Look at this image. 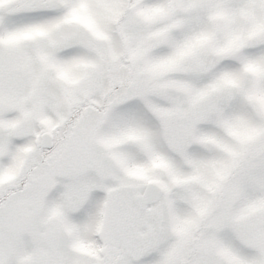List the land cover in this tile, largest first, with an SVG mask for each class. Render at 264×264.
I'll return each instance as SVG.
<instances>
[{"label": "snow or ice", "instance_id": "1", "mask_svg": "<svg viewBox=\"0 0 264 264\" xmlns=\"http://www.w3.org/2000/svg\"><path fill=\"white\" fill-rule=\"evenodd\" d=\"M0 264H264V0H0Z\"/></svg>", "mask_w": 264, "mask_h": 264}]
</instances>
